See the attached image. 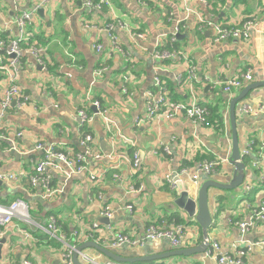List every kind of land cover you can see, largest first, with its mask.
Segmentation results:
<instances>
[{
  "label": "crops",
  "instance_id": "crops-1",
  "mask_svg": "<svg viewBox=\"0 0 264 264\" xmlns=\"http://www.w3.org/2000/svg\"><path fill=\"white\" fill-rule=\"evenodd\" d=\"M83 1L49 0L35 10L39 0H20L17 4L0 0V39L17 36L14 19L22 11L28 12L27 30L36 44L46 47L44 54L51 63L46 69L40 68L35 58L23 51L17 83L29 95V102L21 108L11 107L0 128V172L15 174L1 181L0 204L24 199L29 205L28 220L14 217L1 228L0 239L4 237L5 243L0 249V264L25 260L30 264H63V248L87 241L134 259L129 264H220L204 252L143 260L174 249L165 238L145 240V233L149 225H181L178 248L203 242L201 226L175 206L178 185L172 188L167 178L187 182L194 194L203 178L220 182L231 179L230 100L250 83L264 80V0H109L114 10L107 6L88 10ZM168 13L173 22L168 20ZM251 18H256L257 25L244 39L215 43L212 28L202 32L197 28L200 19L234 27ZM116 19L129 24L128 30L115 27L112 31L121 49L131 55L126 73L127 62L111 49L108 34L84 26H104ZM175 21L181 23L180 32L170 44ZM131 33L141 37L131 38ZM96 43L102 45L98 52ZM157 48L182 51L195 66L196 78L189 81L185 76L181 83L176 82L177 75H186L187 61L156 59ZM6 63L0 56V66ZM100 65H106L107 71L103 77H96L94 69ZM246 70H251V81L231 93L223 90L219 83L222 79ZM156 76L165 84L170 101L187 104L195 100L209 110L212 125L195 124L183 111L171 117L163 113L148 117L145 93L157 90ZM8 85L6 72L0 69V95ZM92 100L103 102L109 125L97 114L92 122L80 125L78 110L95 113ZM245 105L252 111H243ZM235 122L240 151L251 140L256 146L244 158V180L239 187L209 188L212 225L207 237L219 244L220 254H235L237 248L264 241L262 221L255 220L246 233H241L236 224L252 218L264 202V86L248 91L237 102ZM86 133L92 135L93 151L100 157L91 158L79 172L52 173L51 186L56 191L51 196L44 195L40 186L31 185L29 174L44 156L35 148L37 143L84 152L80 140ZM134 152L140 162L137 167L132 162ZM205 160L219 164L213 172L198 171L194 181L192 175ZM183 166H188L186 172H181ZM105 206L110 207L111 217L100 213ZM50 219L57 221L56 237L47 232ZM118 233L133 242L113 245ZM82 252L101 262L114 260L92 246ZM80 260L90 264L82 257ZM243 261L264 264V253L255 246Z\"/></svg>",
  "mask_w": 264,
  "mask_h": 264
},
{
  "label": "built area",
  "instance_id": "built-area-1",
  "mask_svg": "<svg viewBox=\"0 0 264 264\" xmlns=\"http://www.w3.org/2000/svg\"><path fill=\"white\" fill-rule=\"evenodd\" d=\"M16 4L20 0H14ZM49 0H39V3L35 5V10L40 7L41 4L47 2ZM83 6L88 7L89 9L101 8L103 6H107L110 10H114L115 7L109 4V0H84ZM168 20H172V16H167ZM30 19V13L22 11L19 16L14 19V24L18 28V35L15 37H7L0 39V50L6 49L7 59L6 65L0 66V69H4L6 72V77L9 81V85L4 90V92L0 95V128L2 127L4 115H6L7 111L16 106L18 108L23 107L26 103L29 102V95H27L23 89L18 85V67H20L21 62L20 59L22 57L23 51L28 52L35 58L37 64L41 65L42 68L46 69L48 65H50V58L46 56H41L43 53V49H37L36 43L32 40L29 41V37L31 36V32L27 30V25ZM173 22V20H172ZM180 21H175L172 27V33H170L169 43L172 44L175 42L177 34L180 32ZM128 23L122 21L121 19H116L103 27H100L93 23L84 24L87 28H94L100 31H105L108 34L109 40L111 42V49L113 51H117L126 60V65L124 67L125 73L127 72V66L130 63L131 55L125 49H121V45L119 40L112 33L115 27H119L122 29L128 30ZM257 25L256 18L245 19L242 21L239 26L234 27H225L220 24L212 21H205L204 19H200L198 23V29L202 32L204 28H212L214 30V36L212 40L215 43L219 41H225L230 39H244L248 38L251 30ZM131 38L136 36L141 37V34L131 33ZM25 47V48H22ZM96 51H100L102 49V45L100 43H96L94 45ZM24 49V50H23ZM154 57L161 61H175L184 58L187 61V70L186 75L179 74L175 77L176 82L181 83L185 76L189 81H193L196 78L195 66L188 61L184 55V53L177 49H166V48H157L154 51ZM107 71L106 65H100L94 69V75L96 77H103ZM252 80L251 70H246L240 72L233 77L222 79L219 83L222 84L223 90L227 93H231L232 91L239 90L244 83H248ZM154 85L157 90L154 92L152 90H147L145 93V108L147 111L148 117H153L156 114L163 113L166 117H171L175 113L183 111L185 115L191 119L195 124H201L202 126H209L208 124V110L206 107L199 105L195 100L184 104L180 102H173L169 100L168 90L165 84L160 80L158 76L154 77ZM122 92L127 93V89L125 86H121ZM92 104L94 105L95 113H87L85 110H78V117L80 121V125H86L93 121L94 115L101 116L107 125H109V119L106 116V111L102 108L99 100H92ZM245 112H251L252 108L248 105H245L242 108ZM0 134L2 135V131L0 129ZM93 137L90 133H86L83 135L80 140V145L83 147L84 152H68V150L63 151L56 149L48 144L37 143L35 148L41 149L44 152V156L39 163L35 165L32 172L29 174V180L31 185L40 186L43 190V194L46 196H51L54 194L56 190L51 186L53 175L52 173L62 172L65 175H69L72 172H79L80 170L87 167L88 162L91 158H98L100 155L93 151L92 147ZM252 143L248 145L246 149L243 150V153H248L252 150ZM264 147V144H263ZM165 153H169L167 148H164ZM133 166H139V158L138 154L134 152L132 156ZM219 164L218 161L205 160L201 163V166L196 173L192 175L194 181L198 177V173H210L215 171L216 166ZM66 169V170H65ZM187 167L181 168V172H186ZM199 171V172H198ZM198 172V173H197ZM15 177V174H8L0 172V181H5ZM92 179H95L94 175H91ZM261 180L264 182V172L261 173ZM169 185L174 188L177 187L176 180L167 178ZM99 193L97 194L98 197ZM127 208L131 210L132 206L128 205ZM29 205L27 201L24 199H15L8 204H0V236H1V228L5 227L7 224L11 222L14 217H20L23 220H28ZM105 217H111L112 211L110 207L105 206L101 212ZM262 221L264 223V202L256 209L252 215V218L249 220H243L237 222V226L241 233H246L249 226L254 223V221ZM96 226V224H93ZM47 232L50 235L56 237V232L59 230L56 220L50 219L46 225ZM183 233V226L175 225L171 228H156L153 225H149L146 229L145 240H156L159 238L167 239L172 247H179L181 243V236ZM91 234H88L89 237ZM204 243L207 244V247L204 251V254L208 257L215 258L220 264H244L243 256H245L252 248L255 246H259L264 253V241H255L249 243L245 248H237L234 253L220 254L219 244L216 241H209L208 237L203 240ZM123 242H133L130 238L125 235L117 234L113 240V245L121 244ZM75 250V247H65L61 252V259L63 264H73L72 254ZM80 257L83 258L84 261L89 262L90 264H129L123 261L117 260H107V261H98L90 256L79 253ZM19 264H30L28 261H23Z\"/></svg>",
  "mask_w": 264,
  "mask_h": 264
},
{
  "label": "water",
  "instance_id": "water-1",
  "mask_svg": "<svg viewBox=\"0 0 264 264\" xmlns=\"http://www.w3.org/2000/svg\"><path fill=\"white\" fill-rule=\"evenodd\" d=\"M41 10V9H40ZM42 68V66H39ZM264 86V80H259L257 82L250 83L249 85L242 88L240 93L230 100V109H229V117H230V127H231V141H232V148L230 154V161L233 165L232 176L228 182H220L215 179L203 178L200 180L199 184L196 188V193L194 194L191 191V188L187 182L181 183V181L176 180L178 185V193L174 199V204L177 208L184 211L186 216L189 218H194L196 222L201 226L203 229V238H207V230L212 225V214L209 207V188L214 187L222 190H229L239 187L244 180V170H245V163L241 159L240 154V146L238 141L237 135V127L235 122V106L238 101H240L246 93L256 87ZM1 184V181H0ZM203 239V240H204ZM5 243V238L0 239V249L2 245ZM87 246H92L98 251L102 252L104 256L107 258H111L117 261H125V262H134L132 258H125L122 255H118L111 250L98 245L94 241H87L79 246H75V250L72 254L73 264H84L80 260V254L82 253V249ZM207 244L200 243L196 247L191 248H174L171 251L164 253L163 255L155 254V255H148L147 257H143V260L148 259H156V258H163L172 255H191L194 253H202L205 251Z\"/></svg>",
  "mask_w": 264,
  "mask_h": 264
},
{
  "label": "trees",
  "instance_id": "trees-1",
  "mask_svg": "<svg viewBox=\"0 0 264 264\" xmlns=\"http://www.w3.org/2000/svg\"><path fill=\"white\" fill-rule=\"evenodd\" d=\"M102 8V7H101ZM100 8V9H101ZM99 9V10H100ZM168 14H170V13H168ZM168 14H167V16H168ZM5 37L6 36H4V37H1L2 39L4 38L5 39ZM33 40V36H31V37H29V41H32ZM37 45H39V44H37ZM41 46V45H40ZM44 47V46H43ZM22 48H25V47H22ZM45 49H46V47H44ZM0 54L5 58V56H6V51L3 49V50H0ZM72 62V61H71ZM74 62V61H73ZM99 102H100V104L102 105V107H104V104H103V102H101L100 100H99ZM210 112H209V110H208V124H209V126L210 125H212V122L213 121H211V119H210ZM84 126V125H83ZM255 146H256V143H255V141H254V143L251 145V147H252V150L255 148ZM261 148H262V145H261ZM247 156V155H246ZM244 158H245V156H243L242 157V160L244 161ZM186 165V164H185ZM184 167H187L188 168V166H183V167H181V168H184Z\"/></svg>",
  "mask_w": 264,
  "mask_h": 264
},
{
  "label": "bare ground",
  "instance_id": "bare-ground-1",
  "mask_svg": "<svg viewBox=\"0 0 264 264\" xmlns=\"http://www.w3.org/2000/svg\"><path fill=\"white\" fill-rule=\"evenodd\" d=\"M38 3H39V2H38ZM109 4H110V3H109ZM112 6H113V5H112ZM86 8H87L88 10H99V9H100V8L89 9L88 7H86ZM85 24H86V23H85ZM93 24H94V23H93ZM104 26H105V25H104ZM100 27H103V25H102V26H100ZM30 37H31V36H30ZM36 48H37V49H43V53H42V55H41V56H43V57H44V56H45V54H44L45 48H44V47H42V46H40V45H36ZM1 50H3V49H1ZM4 50L7 52V50H6V49H4ZM23 50H24V49H23ZM0 56H2V55L0 54ZM2 57H3V56H2ZM6 60H7V59H6ZM7 62H8V61H7ZM3 70H4V69H3ZM95 111H97V110L95 109ZM251 143L253 144V143H254V141H253V140H251L249 144H251ZM249 144H248V145H249ZM263 144H264V143H263ZM263 144H262V148H264V147H263ZM247 147H248V146H247ZM247 147H246V148H247ZM246 148H245V149H246ZM243 150H244V149H243ZM243 150L240 152V154H241V159H242V157H243V156H246V155H248V154H249V153L252 151V150H250L248 153H243ZM242 161H243V160H242ZM97 199H98V198H97Z\"/></svg>",
  "mask_w": 264,
  "mask_h": 264
},
{
  "label": "rangeland",
  "instance_id": "rangeland-1",
  "mask_svg": "<svg viewBox=\"0 0 264 264\" xmlns=\"http://www.w3.org/2000/svg\"><path fill=\"white\" fill-rule=\"evenodd\" d=\"M168 16H170V14H168ZM56 223H57V221H56Z\"/></svg>",
  "mask_w": 264,
  "mask_h": 264
}]
</instances>
